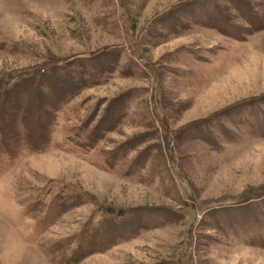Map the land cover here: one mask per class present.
Returning a JSON list of instances; mask_svg holds the SVG:
<instances>
[{"label":"rangeland","instance_id":"1","mask_svg":"<svg viewBox=\"0 0 264 264\" xmlns=\"http://www.w3.org/2000/svg\"><path fill=\"white\" fill-rule=\"evenodd\" d=\"M0 264H264V0H0Z\"/></svg>","mask_w":264,"mask_h":264},{"label":"bare ground","instance_id":"2","mask_svg":"<svg viewBox=\"0 0 264 264\" xmlns=\"http://www.w3.org/2000/svg\"><path fill=\"white\" fill-rule=\"evenodd\" d=\"M4 228H6L4 225H2Z\"/></svg>","mask_w":264,"mask_h":264}]
</instances>
